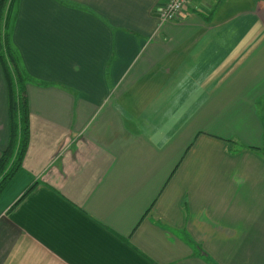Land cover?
<instances>
[{
  "label": "crops",
  "instance_id": "crops-1",
  "mask_svg": "<svg viewBox=\"0 0 264 264\" xmlns=\"http://www.w3.org/2000/svg\"><path fill=\"white\" fill-rule=\"evenodd\" d=\"M64 1L19 3L30 134L0 264H264V0L164 22L169 0Z\"/></svg>",
  "mask_w": 264,
  "mask_h": 264
},
{
  "label": "trees",
  "instance_id": "trees-1",
  "mask_svg": "<svg viewBox=\"0 0 264 264\" xmlns=\"http://www.w3.org/2000/svg\"><path fill=\"white\" fill-rule=\"evenodd\" d=\"M59 1L67 4L64 0ZM19 3L20 0H0V63L8 86L10 114L9 142L0 154V195L22 167L29 147L27 84L32 78L23 68L13 41ZM33 188V185L30 186L20 200Z\"/></svg>",
  "mask_w": 264,
  "mask_h": 264
},
{
  "label": "built area",
  "instance_id": "built-area-1",
  "mask_svg": "<svg viewBox=\"0 0 264 264\" xmlns=\"http://www.w3.org/2000/svg\"><path fill=\"white\" fill-rule=\"evenodd\" d=\"M190 0H169L160 12V18L164 21H174L183 13Z\"/></svg>",
  "mask_w": 264,
  "mask_h": 264
}]
</instances>
